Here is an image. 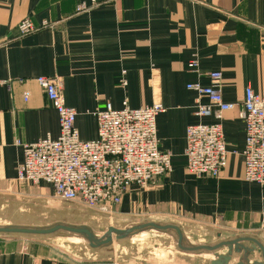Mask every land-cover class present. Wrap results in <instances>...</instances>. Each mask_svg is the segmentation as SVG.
Here are the masks:
<instances>
[{"label":"crops","instance_id":"obj_1","mask_svg":"<svg viewBox=\"0 0 264 264\" xmlns=\"http://www.w3.org/2000/svg\"><path fill=\"white\" fill-rule=\"evenodd\" d=\"M93 1L89 12L76 13ZM26 18L39 29L21 35L18 25ZM44 21L50 25L41 27ZM193 59L197 72L188 66ZM123 71L126 87L120 84ZM215 71L223 75L224 101L237 105L221 120L196 116L198 97L187 88L196 82L209 86ZM38 77L63 80L65 104L77 111L85 141L97 137L93 114L107 103L114 109L124 101L133 109L165 107L157 134L160 150L172 155V171L148 189L132 186L113 213L177 225L189 231L194 245L241 236L264 244V186L244 179L246 130L240 118L245 89L264 91V0H0V183H19L24 155L18 142L60 134L57 111ZM213 123L223 127L228 165L219 177L193 175L184 155L187 128ZM173 258L170 264L215 259L213 253ZM239 258L235 253L230 264ZM250 259L261 261V252ZM0 264L119 263L57 257L47 247L0 238Z\"/></svg>","mask_w":264,"mask_h":264},{"label":"built area","instance_id":"obj_2","mask_svg":"<svg viewBox=\"0 0 264 264\" xmlns=\"http://www.w3.org/2000/svg\"><path fill=\"white\" fill-rule=\"evenodd\" d=\"M81 4L76 13L89 12L94 6ZM44 21L41 27L49 26ZM39 29L30 18L18 25L21 35ZM198 60L189 69L198 71ZM120 84L127 86L126 71ZM211 83H190L188 90L196 93V116L221 120L223 114L237 105L223 97V75L209 74ZM59 117L60 134L50 135L36 143L18 144L24 160L18 169L17 181L22 184L49 185L59 199L79 202L100 213H113L123 196L134 185L148 189L172 171V155L160 150L157 117L165 112L161 104L133 109L124 101L121 109L110 103L93 115L97 119V137L90 141L80 138L76 127L77 111L65 104L64 83L60 77H38ZM27 96V95H26ZM207 99V103L201 102ZM240 118L245 123L244 179L264 186V91L245 89ZM186 170L200 177H219L228 165L224 130L221 123L191 125L186 131Z\"/></svg>","mask_w":264,"mask_h":264},{"label":"rangeland","instance_id":"obj_3","mask_svg":"<svg viewBox=\"0 0 264 264\" xmlns=\"http://www.w3.org/2000/svg\"><path fill=\"white\" fill-rule=\"evenodd\" d=\"M46 187L49 186L0 183V226L49 227L61 222L72 226H87L98 238H103L111 229L124 231L145 222L171 224L153 221L142 215L100 213L79 202L63 201ZM183 233L191 242L193 238L189 237V231L183 230ZM176 236L175 232L146 230L127 240L93 249L84 238L68 233L56 236L0 234V238H15L29 247H47L57 257L77 261H87L93 257L115 259L119 264L173 263V260L170 261L174 259L173 255L185 253L177 248Z\"/></svg>","mask_w":264,"mask_h":264},{"label":"water","instance_id":"obj_4","mask_svg":"<svg viewBox=\"0 0 264 264\" xmlns=\"http://www.w3.org/2000/svg\"><path fill=\"white\" fill-rule=\"evenodd\" d=\"M146 230L161 232H175L176 246L185 253H213L215 259L211 264H230L233 255L240 254L237 264H264V244L253 237H236L228 239L215 245H194L184 235L182 229L174 224H159L145 222L134 225L124 231L111 229L103 238H98L87 226H72L65 223H55L49 227L28 226H0V234L12 236H56L60 234H74L84 238L93 249L108 246L116 241L127 240ZM249 244L246 246L245 244ZM227 249L226 254H219L220 250ZM261 252V261H251V255Z\"/></svg>","mask_w":264,"mask_h":264}]
</instances>
